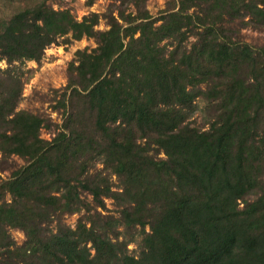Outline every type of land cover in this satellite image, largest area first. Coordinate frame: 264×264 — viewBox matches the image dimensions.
Wrapping results in <instances>:
<instances>
[{
  "label": "trees",
  "instance_id": "16d2710c",
  "mask_svg": "<svg viewBox=\"0 0 264 264\" xmlns=\"http://www.w3.org/2000/svg\"><path fill=\"white\" fill-rule=\"evenodd\" d=\"M49 1L0 20V172L25 160L0 174V264H264V45L239 37L264 28V0H169L158 15L114 0L81 20ZM83 37L96 46L55 90L62 122L19 109L25 63ZM199 98L207 128L189 121ZM105 198L121 219L91 212ZM115 221L142 227L139 255Z\"/></svg>",
  "mask_w": 264,
  "mask_h": 264
},
{
  "label": "rangeland",
  "instance_id": "374dc122",
  "mask_svg": "<svg viewBox=\"0 0 264 264\" xmlns=\"http://www.w3.org/2000/svg\"><path fill=\"white\" fill-rule=\"evenodd\" d=\"M42 0H0V20L7 19L15 12L33 7L40 3ZM169 0H148L147 8L154 15H158L165 7ZM114 0H94L92 5L87 4V0H50L55 9L69 8L78 20H81L85 15L92 12L99 14L107 13ZM98 29H107V23L105 18L101 16L100 23L97 26ZM240 39L249 42L254 45H264V28L246 27L241 28L239 33ZM193 39V37L191 38ZM96 43L94 39L83 37L81 40H74L72 42H65L63 39H59V44H53L49 46L45 55L41 61L34 60L27 61L24 65V70L27 71V75L30 78L27 80L23 89V97L19 104V109L28 110L33 113H39L46 118L51 119L53 122L61 123V110H54L53 105L55 101L53 97L55 90L62 88L67 83V68L69 63L74 59L75 52L78 49L85 47H95ZM2 68L7 67L5 61L0 62ZM29 70L31 72H29ZM207 101L199 98L197 100V109L194 114L189 118V121L194 126L200 128H207L208 121L210 119V113L207 109ZM41 136L46 139H50L52 131L43 128ZM161 156H164L161 154ZM2 153L0 151V162ZM3 165L4 169L0 174L3 178H8L14 170L25 164V160L18 156H12L7 159ZM0 163V167H1ZM2 165V166H3ZM102 164L98 163L96 169H101ZM114 189H118L116 183L117 178L113 177ZM255 194H251L250 198L253 199ZM91 199V197H90ZM7 200H10V195L7 196ZM106 208L97 207L96 203H92L93 209L91 212L96 213L100 211L102 220H118L121 219V205L112 198H105ZM86 213V210L82 212L67 214L63 221L71 227H75L78 219L81 215ZM114 218V219H113ZM115 227H118L121 232L120 239H127L128 249L131 254L139 255L142 245V227L137 226L130 230L131 233L125 231V225L123 223L115 221ZM147 231L149 227H146ZM10 233L17 244L22 245L26 241L25 233L18 228H10Z\"/></svg>",
  "mask_w": 264,
  "mask_h": 264
}]
</instances>
